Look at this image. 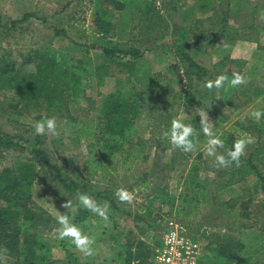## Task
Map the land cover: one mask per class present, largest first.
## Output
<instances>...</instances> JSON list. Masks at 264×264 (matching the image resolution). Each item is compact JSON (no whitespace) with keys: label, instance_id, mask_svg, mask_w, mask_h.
Masks as SVG:
<instances>
[{"label":"rangeland","instance_id":"obj_1","mask_svg":"<svg viewBox=\"0 0 264 264\" xmlns=\"http://www.w3.org/2000/svg\"><path fill=\"white\" fill-rule=\"evenodd\" d=\"M88 2L89 0H43L37 13L39 21L36 23L34 20L23 19L22 9L16 0H0V21L3 27L9 26L8 21L11 19L19 23L11 28L9 33L4 28H0V61H8L17 66L24 64L29 70H33L31 63L36 62L32 60L28 65L27 56L35 51L44 50L42 46H51L56 51L62 47L66 53L68 52L67 56L77 63L83 61L82 50L94 60L93 53L98 52L96 48L102 45L104 37L99 35L92 39L89 36L94 28ZM247 3L257 5L259 10L256 15L249 14L252 5L249 8ZM239 7L242 14L233 13ZM78 11L79 16H72ZM262 14H264V0H139L128 10L124 23L117 22L118 27L120 25L118 30L110 29L108 37L112 39V43L120 44L122 49L131 46L143 52V59L146 62L142 68L146 75L142 80H138L124 70H114L111 76L104 78V82L99 83L97 77H94V82L85 86L88 102L84 100L85 97H79L74 100L76 103H68L66 107H61V111L66 112L70 108L73 110L72 113L78 116L86 112L88 115L93 113L97 116L104 96L113 90L117 89L128 98L137 94L142 95L143 104L151 108L147 110L144 107V113L136 121V127L139 128L142 141L147 145L124 147L126 149L124 154L128 156L142 155V158L134 163L125 175L124 170L119 169L118 162L122 158L116 153L108 164L118 172L106 173L110 172L107 164L105 178L100 179L96 176L93 183L89 184L83 179L84 142L70 139L68 128L63 127L62 124H58L59 136L49 134L42 138L50 160L62 166L73 177L77 176V183L88 188L92 187L94 190L108 189L105 190L107 199L102 203L108 201L110 204V223L118 226L119 229L128 230L130 246L137 241V223L146 230L143 239L149 233L147 245L153 247L171 221L180 224L198 240L202 248V256L198 259V264H243L239 260L226 263V260L216 256L217 252H214V249L217 250V247L225 244H234L238 240L247 247H257L264 242V166L261 161L264 150L262 153L256 150L259 146L264 147V135L258 133L257 128L254 135H249L255 142L248 146L245 156L241 157V163L250 158L259 175L249 168L246 171L242 170V164L239 167L235 164L229 168L216 167L215 158L206 155L209 138L205 135L198 140L197 137L195 138L196 150L191 153L179 149L173 151L165 148L164 144L166 141V144L171 145L170 137L165 138L164 131L173 119H180L188 124L192 115L198 116L202 111L205 112L196 100L192 105H187L188 107L179 106L177 103L181 101L183 92L187 90V82L178 77L183 75L179 61L180 54L186 50V45L198 40L191 53H198L196 61L209 68L214 74L215 69H211L214 58L209 59L208 48H205L204 44L198 45L203 41L201 39L206 37L210 39L212 31H217L229 23L234 26L251 23L263 28ZM77 27L82 30L77 31ZM56 31L62 32L58 39H54ZM31 32H35L36 36L30 35ZM251 34L264 43V33ZM74 39L79 42H74ZM62 43L64 44L61 45ZM244 43L239 42L234 45L233 56L251 55L250 48L253 46L249 42ZM77 45H84L87 49H81ZM94 61L100 64L99 60ZM114 67L115 64L112 65V69ZM172 79L173 84H168L167 82ZM253 85L255 88L264 89V82L256 81ZM200 88L202 95L210 91L204 86ZM11 93L0 91V133L14 137L19 142L33 141L34 135H37L30 131L34 111L33 109L23 111L24 124L10 120L9 115L12 112L9 111L8 103ZM12 98L15 100L14 96ZM259 104L264 106V97L263 101L254 102L245 111L249 119L252 118L251 112L257 110ZM209 107L214 108L210 101L206 103L205 108L209 110ZM222 108L225 107L217 105L214 109ZM221 111L224 112V109ZM226 113H230L229 110ZM167 119L169 120L166 121ZM209 119L212 122L210 117ZM165 122H168V125ZM224 127H227V124ZM220 136L225 147L218 149V153H224L231 148V145L227 144L228 138ZM234 138L238 139L237 136ZM150 143H155L157 148H149ZM26 147L25 151H17L14 147L8 150L0 149V170L15 169L21 161H25L23 159L30 161L31 156ZM144 179H146L145 183ZM119 188H125L133 193L134 200L131 204L120 203L116 199L114 193ZM181 195H186L188 199L181 202L184 199H181ZM31 196L30 207L41 209L56 220L58 211L68 212L73 217L77 208L81 206L76 198L69 199L60 185L52 181L44 172L36 174ZM67 199L74 204L70 211L61 207ZM92 217L93 221L100 222L99 226L91 222L81 228L85 234L95 239L93 247L96 254L90 257L88 263L121 264L115 258L119 250L112 248L106 235L101 237L99 235L102 231L101 220L93 214ZM136 217H139V220ZM78 226L80 227L81 224ZM56 229L43 236L49 244L50 264L64 259L62 248H55V243L62 241L65 245H71L69 240L57 238ZM72 249L79 259L85 262L84 256L75 247ZM149 259L150 256L148 261ZM244 264H264V249L257 255H252L251 260Z\"/></svg>","mask_w":264,"mask_h":264},{"label":"trees","instance_id":"obj_2","mask_svg":"<svg viewBox=\"0 0 264 264\" xmlns=\"http://www.w3.org/2000/svg\"><path fill=\"white\" fill-rule=\"evenodd\" d=\"M139 0H94L92 9L93 33L100 35L104 39L102 45L96 48L97 53H93L94 60H99L97 64L87 52L82 50L81 63L74 62L67 55H61L59 51L51 46H42V51H35L27 56L28 65L35 60L33 70H29L24 64L17 66L8 61H0V91L11 93L9 108L15 115L11 120L16 122L23 121V111L33 109L31 117L33 124L42 118L55 117L57 124H62L68 128V137L74 141L83 140L85 142V176L86 180H92L94 174L98 171H104L105 166L110 164V159L116 153L122 158L120 162L126 164L130 162L131 156L124 154V147L130 145L137 139L139 144L136 121L144 113L146 107L142 95H133L125 97L117 89L104 96L102 105L99 108L97 116L93 113L75 115L73 110L68 108L66 112L61 111V107H66L68 103H76V98H84L86 102L85 86L93 83L94 77L98 82H104L114 73V70H124L128 75L142 80L146 75L144 67L146 62L143 58V52L135 47H126L122 49L120 44L112 43L108 37L110 29L118 28V21L123 24L127 17L128 10L138 3ZM30 15L23 16V19ZM20 21V20H19ZM9 26L2 25L8 33L11 28L19 24L13 20L8 21ZM221 26V25H220ZM211 38L224 39L227 41L235 40L237 31H231L228 25L217 31H212ZM264 33V31H262ZM120 37V35L118 36ZM203 38L201 40H208ZM198 40L186 45L185 49H190ZM74 45V44H73ZM76 46V45H75ZM81 49H87L84 45ZM46 47V48H45ZM264 50V45H261ZM181 73L179 79L187 82L189 97H194L198 93V81L207 74V71L199 66L193 58L185 51L180 54ZM115 64L114 69L112 65ZM174 69L176 67H173ZM179 73V72H178ZM168 81V84H173ZM196 84H195V83ZM224 94L220 96L225 108L234 109L238 107L232 97L231 90L227 85L223 87ZM257 91V89H256ZM85 95V96H84ZM15 97V100L12 97ZM245 96V95H244ZM257 96V93H255ZM151 107H146L148 110ZM26 109V110H25ZM79 112L83 110H78ZM20 117V119H19ZM33 124L30 125V131L35 133ZM258 133L264 131V117L256 121ZM64 133V132H63ZM34 140L27 142L16 141L14 137H7L0 133V149H11L14 147L17 151H25L26 148L31 156V160L23 159L15 169L4 168L0 170V249L6 248V264H50L48 253L49 244L44 239V234H49L56 229L57 220L48 215L41 209L30 207L32 200V188L36 174L44 172L52 180L58 183L62 190L68 195L69 199L77 197V193H86L92 196L97 202L102 203L105 197L104 191H95L92 187L81 186L61 167L52 163L47 150L44 148L42 138L45 136L34 135ZM229 139L227 144L233 145L235 136L230 134L222 135ZM194 137V141H195ZM200 138V137H199ZM19 140V139H18ZM23 143V145H21ZM263 146V143H261ZM29 147V148H28ZM263 152L264 147L256 149ZM200 155V153H199ZM138 158V156H137ZM264 166V157L261 159ZM108 164V165H109ZM242 170L248 169L257 175L259 172L253 166L250 160L243 161ZM234 165V164H233ZM264 175V174H263ZM184 198V199H183ZM185 202L188 197L181 195ZM68 200V199H67ZM92 214L82 206L78 207L73 215V223L80 225ZM139 220V217H136ZM146 233L141 232L144 236ZM149 233L143 240H137L130 246L129 238L126 237V243L119 254V263L121 264H150L155 247L160 244V239L156 241L153 247L147 245ZM264 249V242L259 246H246L239 240L234 244H225L214 249L216 256L223 259L226 263L239 260V262L248 263L252 255H257ZM64 259L53 261V264H79L74 253L69 249L62 247ZM150 259L148 261V258Z\"/></svg>","mask_w":264,"mask_h":264},{"label":"crops","instance_id":"obj_3","mask_svg":"<svg viewBox=\"0 0 264 264\" xmlns=\"http://www.w3.org/2000/svg\"><path fill=\"white\" fill-rule=\"evenodd\" d=\"M16 1L20 4L19 7L22 9L21 15L22 16L30 15V17L27 18V21L34 20V21H36V23L39 21L37 13L39 12V10L41 8L40 4H41V1H43V0H16ZM88 4L90 6L89 12H90V14H92L93 1L89 0ZM247 5H248V7L252 5L251 12L249 14H252V16H254L258 13L259 8L257 7L256 4H254V3L248 4L247 3ZM233 13H235L237 15L242 14L240 7L237 10H234ZM79 15H80L79 11H78V13L76 12V13L72 14V16H79ZM228 27L231 31H237L238 34H237L235 40L227 41L224 39L210 38L208 40H203L200 44H198V45L204 44L205 48H208L207 54L209 56V59L214 58V61L211 65V67H212L211 69H215L214 74H212L210 72L209 68L204 67L203 65L199 64L196 61V58L198 57L199 54L198 53H193V54L191 53V51L194 50L195 45L192 46L190 49L185 50L199 66H201L202 68H204L207 71V74L205 76H203L202 79H200L198 81L197 85L199 88H198V93L196 94V96L194 95V97H189L188 96L189 91L185 90L183 92V98L181 97L182 98L181 101L179 100V102H177V103L179 104V106L181 105L183 107H188L187 105H189V104L192 105L195 102V100L198 101L197 104L199 106H201L202 109L207 113V115H209V117L212 119V122L214 123L213 129H214V131L217 132V134H219V135L230 134L232 136H235V137L237 136L239 138V137H242L245 135L251 136V135L255 134V128H256V124L254 123L255 120L252 118L249 119L247 117V114H245V111L254 102L257 103V102L263 101V97H264V89L255 88V86L253 85V82L255 83L256 81L261 82V83L264 82V50L261 49V45L263 46L264 43H261L260 38H257L254 34L253 35L251 34L253 32L255 34L258 33L259 35H261L263 33L262 31H264V27L261 28L262 26L258 27V25H254L251 23H250V25H240V26H234L231 23H229ZM76 30L80 31L82 29H80V27H77ZM83 30H86V29L83 28ZM61 33L62 32L56 31L54 39H58V37L60 36ZM30 35L36 36L35 32H31ZM89 36L92 39L95 38L94 37L95 34L92 33V31L90 32ZM96 36L98 37L99 35H96ZM74 42L78 43L79 41L74 39ZM239 42H245L244 44L249 42L253 46L250 48L251 49V55L249 57L233 56V51L235 50L234 45L239 44ZM63 44L64 43H62L61 45H63ZM58 51L60 52L61 55H67V53H68V52L66 53L62 47ZM211 60H213V59H211ZM234 72L241 73L242 75L245 76V78L248 81L246 84L240 85L236 88L229 87V89L231 90L232 97H233L234 101H236L239 106L234 108V109H228V108L214 109L215 106H217V105H220V107L222 106L221 105L222 102H221V100H219V98H220V96H222V94H224L223 88H220V89L212 88L209 91V93L202 95L200 87L204 86L206 81L215 80L216 77L218 75H221V74L227 75L229 77V79H231L232 73H234ZM256 89H257V91H256ZM114 91L115 90H113L112 92H114ZM255 93H257V96H255ZM209 101L211 102V104L214 105V108L211 109L209 107L210 109L207 110L205 108V106H206V103ZM223 109H224V112L221 111ZM225 109H227L226 111L229 110L230 113H226ZM257 110L264 111V106H262V104H259V107L257 108ZM231 112H233V114ZM11 116L15 117V115L10 114L9 115L10 120L12 118ZM19 119H20V117H19ZM159 119H162V118L159 117ZM168 120L169 119H167L166 121H168ZM12 121H14V120H12ZM188 122H189L188 124L192 125L193 128L196 130L197 135L195 137H197V140L199 139V137H203L204 133L202 132L201 127H200L199 115L198 116L192 115ZM16 123H23L24 124V122L20 121V120ZM165 124L168 125V122H165ZM226 124H227V127H224V126H226ZM170 128H171V124H169L168 127L164 131L165 138L168 137V135H166V133H169ZM136 129H137V127H136ZM137 133H138L137 135H138L139 143H140V141H142V136L139 133V128L137 129ZM261 135H264V131L261 133ZM80 141L84 142L83 140H80ZM84 144H85V142H84ZM164 144H165V148H170L171 150L174 151V149H172V146L170 144H166V141H164ZM130 145H133L134 147L138 145V147H140L142 145H145V141H142L140 144H138L137 139H135L134 142L131 143ZM84 148H85V145H84ZM149 148L156 149L157 145H155V143L154 144L150 143ZM133 149L135 150V148H133ZM125 150L126 149L124 148L123 151L125 152ZM138 151L139 150L137 149V152ZM175 151H176V149H175ZM137 156H138V158H137ZM130 158H131L130 163L128 161V162H126V164H123V162H120V160L118 162L120 164L119 169L121 168L122 170H124V172H123L124 175L126 172H129V169L132 168L134 163L138 162V160L142 158V155L137 154L136 156H133ZM84 161H85V159H84ZM84 161L82 164H83V167L85 168ZM52 163H54V162H52ZM57 166H59V165H57ZM59 167H61L66 173H68V175L72 178L73 181L77 182V178H78L77 176L73 177V175L71 173L67 172L62 166H59ZM105 167H107V166H105ZM108 168L110 169V172H106V173L111 174V173H113V171L118 172L111 165H108ZM105 170L103 172L102 171L96 172L94 174V177L92 178V180H86L85 175H84L83 179L85 180V182L92 184L94 181V178H96V176H99L100 179H101V177L105 178V174H106V173L104 174ZM143 182L145 183L146 179H144ZM104 190L108 191V189H106V188H104L102 190H95V191H104ZM75 198L74 199L78 201L77 197H75ZM91 222H93L92 219L86 220L85 222L81 223L80 228H82L84 226V224H86L88 226V224H90ZM95 223H97V225L99 226L100 222H95ZM96 226H95V228H96ZM100 226L102 229V231L99 232L100 237L106 235L107 241L109 239V243L112 245V248H116L121 252L123 247L125 246V243H126V237L128 236V230L119 229L118 226L112 225L111 223L109 226L105 227L104 222L102 220H101ZM141 232H145V228L143 226H138V223H137V240H143V235L141 234ZM54 247L57 249H61L62 247H64V248L69 249L72 253L75 252L72 249V247H74V245L72 243H71V245H65V243H63L62 241H59L58 243L54 244ZM119 251L117 252V257L115 256L116 260H119V254H120ZM74 256L76 257L79 264H89L88 260L90 259V257H84L85 262H83L82 260L79 259L77 253H76V255L74 254Z\"/></svg>","mask_w":264,"mask_h":264},{"label":"clouds","instance_id":"obj_4","mask_svg":"<svg viewBox=\"0 0 264 264\" xmlns=\"http://www.w3.org/2000/svg\"><path fill=\"white\" fill-rule=\"evenodd\" d=\"M262 16H264V14H262ZM247 82L248 81L244 75L239 72H234L232 73L231 79H229L227 75L221 74L218 75L215 80L206 81L204 87L209 90L212 88L220 89L225 87V85L231 88H236ZM199 117L201 130L204 135L209 138L206 144V155L215 158L216 167L218 168H229L233 164H235L236 167H239L241 164V157L245 156L248 146L255 142L254 138L245 135L242 138L236 139L232 147L227 149L226 152L218 153V149H223L225 147L223 139H221V136L214 131L213 123L210 121L206 112L202 111L199 114ZM251 117L256 121H259L261 117H264V111H252ZM33 127L37 135H60L57 119L55 117H45L35 121ZM166 135L170 137L172 149H179L185 153H191L196 150V142H194L193 138L197 133L192 125L185 124L180 119H173L171 121L170 131L169 133H166ZM114 195L120 203L131 204L134 200L133 193L125 188L117 189ZM77 199L79 204L85 210L92 213L94 216L99 217L104 222L105 227L110 225V204L108 201L100 203L92 196L79 192L77 193ZM61 207L70 211L73 208V203L71 200H66ZM72 221L73 217H71L68 212H57V222L59 224V228L56 229L57 238L60 240H69L74 245L75 249L84 257L94 256L96 254V250L93 247L95 239L85 234L83 230ZM93 223H95V221H93ZM7 251L6 248L0 249V264H6Z\"/></svg>","mask_w":264,"mask_h":264},{"label":"built area","instance_id":"obj_5","mask_svg":"<svg viewBox=\"0 0 264 264\" xmlns=\"http://www.w3.org/2000/svg\"><path fill=\"white\" fill-rule=\"evenodd\" d=\"M202 248L196 237L180 224L171 221L160 236L150 264H198Z\"/></svg>","mask_w":264,"mask_h":264}]
</instances>
